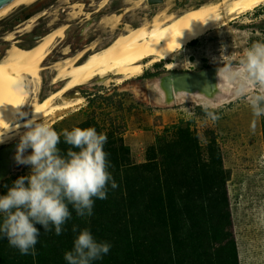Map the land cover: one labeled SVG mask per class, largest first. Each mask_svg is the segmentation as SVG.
<instances>
[{
  "label": "rangeland",
  "instance_id": "obj_1",
  "mask_svg": "<svg viewBox=\"0 0 264 264\" xmlns=\"http://www.w3.org/2000/svg\"><path fill=\"white\" fill-rule=\"evenodd\" d=\"M206 1L162 0L151 6L145 1L137 7L139 0L105 5L104 0H39L0 20V52L5 55L11 45L5 38L19 27L31 25L15 34L19 46L30 47L50 31L68 26L65 40L44 64L39 93L44 99L57 89L51 83L54 63L94 44L104 46L126 25L151 21L166 8L179 14L187 5ZM42 13L46 15L41 17ZM111 15H120L117 30L107 18ZM35 17L41 18L28 23ZM255 41H264V5L185 47L179 54L184 67L174 73L219 67L221 53L235 65ZM170 73L164 61L122 85L113 78L106 85L88 83L65 97L82 98V104L39 120L58 134L73 127H94L106 134L108 171L118 187L109 185L106 199L94 198L91 216L79 217L69 205L72 219L60 235L52 226L46 232L35 225L40 235L27 255L0 237V264H67L64 254L77 235L73 225L110 244L109 252L93 264H238L241 251L246 264H264V223L259 217L264 213V116L254 117L241 96L216 108L190 102L166 108L154 101L149 80ZM29 111L30 107L21 119L29 117ZM14 142L19 143V135ZM58 147L62 153L69 147L62 135ZM13 160L14 173L0 184V195L30 173L29 166ZM236 233L242 245L235 240Z\"/></svg>",
  "mask_w": 264,
  "mask_h": 264
},
{
  "label": "bare ground",
  "instance_id": "obj_2",
  "mask_svg": "<svg viewBox=\"0 0 264 264\" xmlns=\"http://www.w3.org/2000/svg\"><path fill=\"white\" fill-rule=\"evenodd\" d=\"M38 1L13 0L0 9V20L11 11L34 5ZM111 1L104 0L103 4ZM145 1L152 5L150 0H139L136 6L144 4ZM261 5H264V0H207L200 5H187L179 14L166 8L154 15L151 21L145 19L144 23L138 26L126 25L127 28L110 39L108 44L100 47L94 44L72 57L54 63L51 69L55 71V75L51 83L56 85L57 89L44 99L39 98L44 81V64L54 48L65 40L68 26L50 31L30 47L19 46L15 34L27 31L31 25L23 29L19 27L7 35L5 42L11 45L4 56L0 52V138L3 139V142H0V184L14 173L13 157L17 147L14 140L24 128V123L30 119L39 121L43 118H53L62 111L79 106L83 102L82 98L65 97L88 83L96 81L105 82L106 85L113 82L110 81L113 78L116 85H122L141 78L149 67L165 61L166 69L173 73L149 80L150 93L156 103L167 105L166 108L185 102L216 108L239 98L230 85H217L218 67L196 73L174 72L184 67L180 63L179 54L185 47ZM78 6L82 8L83 5ZM101 9L97 8L96 13ZM45 15L46 13H42L41 17ZM41 17H35L28 23L36 22ZM107 18L114 30H117L120 15ZM89 31L90 27L86 28L84 33ZM68 53L69 50L65 49L64 54ZM29 107V117L21 119ZM62 118L63 116H60L58 119ZM230 197L233 202L231 190ZM259 217L264 223V213ZM234 219L237 221V217L234 216ZM241 239L240 234L236 233L235 240L240 245ZM237 260L238 264H246L242 251Z\"/></svg>",
  "mask_w": 264,
  "mask_h": 264
},
{
  "label": "clouds",
  "instance_id": "obj_3",
  "mask_svg": "<svg viewBox=\"0 0 264 264\" xmlns=\"http://www.w3.org/2000/svg\"><path fill=\"white\" fill-rule=\"evenodd\" d=\"M221 57L217 85H230L234 94L246 100L254 117L264 116V41L253 42L235 65L230 56L221 53ZM207 115L218 119L212 112ZM23 127L14 159L29 166L30 173L18 177L0 195V237L27 255L40 235L35 225L46 232L54 227L60 235L72 219L69 205L77 216H91L94 198L106 199L109 185L112 189L118 185L108 171L106 134L94 127H73L58 134L37 119L27 120ZM61 135L69 146L63 153L58 147ZM72 231L77 235L72 249L64 254L67 264H93L109 252L110 244L98 242L87 228L78 230L73 225Z\"/></svg>",
  "mask_w": 264,
  "mask_h": 264
},
{
  "label": "water",
  "instance_id": "obj_4",
  "mask_svg": "<svg viewBox=\"0 0 264 264\" xmlns=\"http://www.w3.org/2000/svg\"><path fill=\"white\" fill-rule=\"evenodd\" d=\"M13 0H0V9L10 4ZM162 0H150V4L160 3ZM205 80H208L205 78Z\"/></svg>",
  "mask_w": 264,
  "mask_h": 264
}]
</instances>
